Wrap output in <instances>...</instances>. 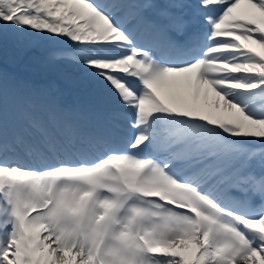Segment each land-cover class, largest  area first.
Returning <instances> with one entry per match:
<instances>
[{
	"label": "snow or ice",
	"instance_id": "1",
	"mask_svg": "<svg viewBox=\"0 0 264 264\" xmlns=\"http://www.w3.org/2000/svg\"><path fill=\"white\" fill-rule=\"evenodd\" d=\"M56 42L111 109L0 68V264H264V0H0V60Z\"/></svg>",
	"mask_w": 264,
	"mask_h": 264
},
{
	"label": "rangeland",
	"instance_id": "2",
	"mask_svg": "<svg viewBox=\"0 0 264 264\" xmlns=\"http://www.w3.org/2000/svg\"><path fill=\"white\" fill-rule=\"evenodd\" d=\"M60 43H68V42H60ZM46 45L47 43L44 45L43 48L33 49V51L35 50L36 53H40L42 56H44L45 53L43 51L46 48ZM37 59H39L40 62V65L38 66L40 67V71L42 75L60 76L68 81H71L73 84H80L84 86L86 88V92L89 94L92 93L96 96H103L101 93L96 91L90 83H88L85 79H82L81 74H78L77 73L78 71L74 70L73 68H67L64 63H59L54 68H47L42 63L43 57H39ZM39 90L42 91L44 95L55 100L56 97L54 96V98H52V96L50 95V93L53 94L52 90L43 87H39Z\"/></svg>",
	"mask_w": 264,
	"mask_h": 264
},
{
	"label": "bare ground",
	"instance_id": "3",
	"mask_svg": "<svg viewBox=\"0 0 264 264\" xmlns=\"http://www.w3.org/2000/svg\"><path fill=\"white\" fill-rule=\"evenodd\" d=\"M66 67H71V66H68L65 64ZM61 90V89H60ZM60 94H62V98H64V95L66 94V91L63 89L61 92H59ZM93 100V99H92ZM97 100V103H98V106L100 107V109L98 111L95 112V119L93 120L94 122H97L98 120H101L103 119L104 116L107 115V113L110 111L111 109V105H112V102L109 103V100L104 97V96H100V97H97L96 98ZM103 107L105 108V110L103 109ZM81 111H80V110ZM79 109L77 108H73V112H74V115H77V114H81V113H84V114H87L86 111H82V108L80 107ZM104 112H103V111ZM78 116V115H77ZM79 118L82 119V116H78ZM92 124V123H91Z\"/></svg>",
	"mask_w": 264,
	"mask_h": 264
},
{
	"label": "trees",
	"instance_id": "4",
	"mask_svg": "<svg viewBox=\"0 0 264 264\" xmlns=\"http://www.w3.org/2000/svg\"><path fill=\"white\" fill-rule=\"evenodd\" d=\"M6 58L8 59V61L14 62L17 60L18 56H16L15 54H9L6 56Z\"/></svg>",
	"mask_w": 264,
	"mask_h": 264
}]
</instances>
